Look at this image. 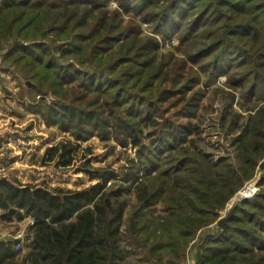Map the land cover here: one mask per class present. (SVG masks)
I'll return each mask as SVG.
<instances>
[{
  "label": "trees",
  "instance_id": "16d2710c",
  "mask_svg": "<svg viewBox=\"0 0 264 264\" xmlns=\"http://www.w3.org/2000/svg\"><path fill=\"white\" fill-rule=\"evenodd\" d=\"M0 70L68 135L42 166L77 183L0 179V220L33 221L22 244L0 240V264H183L191 246L194 264H264V174L202 233L264 159V0H0ZM220 78L246 117L237 167L196 145ZM92 137L134 150L124 177L77 157Z\"/></svg>",
  "mask_w": 264,
  "mask_h": 264
},
{
  "label": "rangeland",
  "instance_id": "374dc122",
  "mask_svg": "<svg viewBox=\"0 0 264 264\" xmlns=\"http://www.w3.org/2000/svg\"><path fill=\"white\" fill-rule=\"evenodd\" d=\"M114 6L115 3L112 2L111 7ZM142 28L145 30V25ZM165 44L162 52L166 53L173 44H176V41H166ZM223 83V79H218L216 85L220 90L209 89L207 97L204 98L205 109L201 111L199 118L195 121L198 135L196 145L199 151L212 163L227 160L237 167L239 160L230 144V138L244 130L246 117L229 114L230 106L235 112H240L241 108L237 102L238 99L231 103L226 98L224 93L226 89L222 86ZM21 94H25L21 80L9 71L0 70V179L8 178L13 173H24L36 174L39 179L49 176L48 178L54 184L76 185V180L71 173L65 174L63 171H57L52 165L42 166L45 148L69 137L55 128L46 127L41 117L35 112L36 109L32 103ZM46 99L50 100L51 98L47 97ZM76 152L77 157L85 154L86 158L91 159V164L94 167L107 168L112 175L119 179L125 176L129 167L128 159L134 157V150L123 149L114 141H101L96 137L80 143ZM262 163H264V159L259 165ZM263 174L264 168L260 169L258 166L252 179L259 181ZM241 201L246 200H241L237 194L234 195L220 211L218 220L210 226V229H205L202 233L210 232L214 226H217L218 221ZM246 202L250 203V201ZM30 221L29 218L14 219L10 223L0 220V240L20 241L22 244L26 239ZM194 253L195 246H191L186 251L183 264H194Z\"/></svg>",
  "mask_w": 264,
  "mask_h": 264
},
{
  "label": "built area",
  "instance_id": "2783aa9c",
  "mask_svg": "<svg viewBox=\"0 0 264 264\" xmlns=\"http://www.w3.org/2000/svg\"><path fill=\"white\" fill-rule=\"evenodd\" d=\"M259 190L258 180L252 179L244 184V186L236 193L241 200L250 201ZM235 194V195H236ZM33 221H30V225Z\"/></svg>",
  "mask_w": 264,
  "mask_h": 264
},
{
  "label": "water",
  "instance_id": "95a60500",
  "mask_svg": "<svg viewBox=\"0 0 264 264\" xmlns=\"http://www.w3.org/2000/svg\"><path fill=\"white\" fill-rule=\"evenodd\" d=\"M259 168L260 169H263L264 168V163H262L261 165H259ZM232 212L233 210H229L227 215L223 218H221L219 221H218V225L219 226H223L225 224V222L230 218V216L232 215Z\"/></svg>",
  "mask_w": 264,
  "mask_h": 264
}]
</instances>
